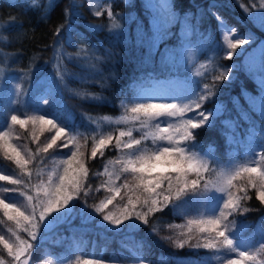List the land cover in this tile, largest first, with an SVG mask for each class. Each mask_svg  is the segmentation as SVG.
Segmentation results:
<instances>
[{"label": "trees", "instance_id": "trees-1", "mask_svg": "<svg viewBox=\"0 0 264 264\" xmlns=\"http://www.w3.org/2000/svg\"><path fill=\"white\" fill-rule=\"evenodd\" d=\"M170 2L166 13H172L168 23L163 24L146 0H107L105 9L111 4L114 21L106 11L96 17L88 6V0H55V7L52 6L53 0H0V77H3L0 90H4V103H14L17 83H22L27 93L21 96V104L36 105L38 97L47 95L49 104L43 107L49 118H53L51 113H56L57 122L76 135L73 144L79 145V152L83 153V157L78 153V159H82L88 170L87 178L82 179L84 190L80 193L81 199L73 201L76 206L73 217L49 218L36 241H30L28 233L16 229L14 222L0 210V235L14 240L15 237L8 232L11 227L24 240L35 245L27 264H88L95 260H103L105 264H136L138 256L149 264H216L217 257H222V252L216 253L212 249L187 245L181 249L166 239H175L181 232L187 233L189 227L194 234L191 243L195 244L200 239L203 234L198 233L197 226L188 224L200 213L202 206L199 204H185L179 210L169 206L149 213L151 227L139 221L136 222L137 227H131V221H124L117 228L103 221L91 208L84 215L79 212L84 199L89 205H98L111 195L107 191L108 184L119 185L128 175L123 174L119 179L113 176L110 180L105 173L106 168L113 172L119 167L114 163L119 152L114 142L117 130L132 128L137 138L153 131L151 123L154 121L143 127L139 121H121V117L126 115L121 101L129 97L131 83L138 76L169 78L177 73L185 76L190 86L196 81L211 84L210 75L214 69L224 71L231 68L229 77L216 82L212 89L214 95L203 105V108L213 106L218 109L215 126L209 130H198L197 147L193 150L202 153L211 150L209 159L214 158L220 168L227 170L236 162L246 164L245 154L254 155L257 144L264 143V117L256 109L261 86L249 71L246 61L258 57L264 71V28L244 11L242 5L249 6V0ZM71 4L78 6L74 21L65 18V10ZM13 17L15 23L10 24ZM68 23H72V27L62 29L57 36L56 29ZM112 23L120 27L111 28ZM91 25H100L102 29L89 32ZM221 27L235 29L231 33L232 39H250V43L236 49L237 54H233L230 60L225 58V43L220 42ZM58 52L64 57L61 70L68 73L63 82L56 75ZM96 57H103V60L97 62ZM197 69L203 73L202 76L194 75ZM15 107L17 115L25 118V109L21 105ZM10 114L7 109L0 110V122L8 121ZM27 114L44 113H34L29 107ZM43 128L41 131L40 126H34L31 121L24 127H12L13 138L21 154L29 160L25 174L31 173L32 183L37 182V173L39 180L46 183V168L52 166V161L67 156L72 148L71 143L67 148L54 146L47 153H38L37 147H43L55 133L54 129L49 130L50 125ZM33 131L35 140L32 139ZM109 134L113 136L112 142L93 158V138ZM67 139V134H62L58 145ZM150 141L151 137L147 143ZM32 154H35L34 158ZM0 172L14 178L21 175L19 167L7 159L2 149ZM129 181L132 182L131 177ZM234 183L240 185L238 180ZM0 186L16 187L7 181H0ZM255 191L249 188L251 199L241 201L250 211L234 213L228 220H235L230 231L236 232L238 241L259 254L264 263V249H260L264 242V205L256 198ZM3 195L9 203L27 204L17 193ZM126 203L125 190L121 189V195L105 211L119 215ZM152 228L156 232H152ZM0 260L4 264L12 261L2 244ZM21 260L25 257L22 256Z\"/></svg>", "mask_w": 264, "mask_h": 264}, {"label": "snow or ice", "instance_id": "snow-or-ice-1", "mask_svg": "<svg viewBox=\"0 0 264 264\" xmlns=\"http://www.w3.org/2000/svg\"><path fill=\"white\" fill-rule=\"evenodd\" d=\"M52 6L55 7V0H53ZM260 6L264 8V0H260ZM242 7L245 12L251 14V8H254L255 4L251 7L247 5H242ZM77 8L78 6L75 4L69 5L65 10V18L74 21L77 17ZM105 11L108 17L114 21L111 4L103 11H95L94 15L100 17L104 15ZM253 18L264 28V11L258 12ZM13 23H15L14 17L10 20V24ZM220 23L224 24V21L220 20ZM20 27L23 26L20 25ZM71 27L72 23L61 25L56 29L55 34L59 36L62 29ZM119 27L120 25L117 23L112 25V28ZM97 29H102V26L91 25L87 31L94 32ZM234 31L235 29H229L223 37L226 46L225 58L229 60L233 54H237V48L250 43V39H232L230 33ZM84 51L87 52V49ZM107 55L111 56V53L107 52ZM56 59V75L63 82L65 76L68 75L66 70H61L64 57L58 52ZM101 60L103 57H96L97 62ZM200 67H204V65ZM20 71L23 74V70ZM231 71V68L224 71L214 69L210 75L211 84L196 81L194 85H190L180 94L175 93L171 82L162 84L157 81L151 93L144 90L143 86H138L134 103L128 105L121 101L126 113L121 117V121H139L142 127L148 126L150 122L154 121L155 123H151L153 131L137 138L133 135L132 128L117 130L115 147L124 155L118 157L114 162L119 166L117 171L109 172L106 168L105 173L110 180L113 176L119 179L123 174L128 175L119 185L109 183L107 191L111 195L98 205H89L84 199L79 210L80 215H84L86 210L91 208L92 212L99 214L103 221L117 228L124 221H131V227H137V221L151 227L149 213L162 211L169 206L179 210L185 204H199L208 214L202 215L198 220H190L188 224L197 226L198 233L203 234L200 239L195 244L191 243L194 239L191 227L188 228L187 233L181 232L175 239L172 237L166 239L181 249L187 245L191 248H205L215 250L216 253L222 252L224 256L217 257L222 260V264H257L255 255L247 250V246L241 250L236 232L229 230L230 225H235V220H228V217L241 211H250L241 204V201L251 199L248 194L249 188L256 190V198L264 205V143L261 144V150L255 153L259 157L258 159H253L249 164H237L229 171L220 168L214 158L209 159L211 150L207 153L193 150L197 147L198 130L202 128L209 130L215 126L216 114L205 110L203 105L214 95L212 89L216 86V82L228 78ZM217 72L219 74H216ZM194 75L202 76L203 73L197 69ZM29 79L31 78L29 77ZM26 95L23 84L17 83L14 92L16 99L12 105H8L4 103L6 99L4 90H0V110L7 109L11 113L10 123L7 119L0 122V149L4 151L7 159L14 161L21 170V175L15 178L0 172V181H7L16 186L0 188V210L9 221L14 222L16 229L28 233L30 241H36L40 229L47 226L49 218L73 217L76 212L73 201L81 199L80 193L84 190L82 179L87 178L88 170L84 167L82 159H78V153L79 157H83V153L79 152V145H76V150H70L68 159L62 162L64 164L62 174L53 173L49 175L47 183H44L39 180V173H37V182L32 183L31 173L25 174V166L29 160L21 154L20 148L9 143L12 127L14 125L24 127L31 121L34 126L39 125L40 130L43 131L44 125H50L49 130L54 129L55 133L43 147H37L38 153H47L54 146L67 148L76 140V135L68 131L64 124L57 122L56 113H51L53 118H49V113L43 107L49 104L47 95L38 97L39 102L33 106H29L26 102L21 104V96ZM90 98L98 99L97 97ZM15 105H21L25 109V118L15 114L18 111ZM29 107L34 113L43 112L44 114L28 115ZM189 113L193 115H188ZM261 116L264 117V109L261 111ZM62 134H67L68 139L58 145L57 142L61 140ZM149 137L152 140L151 147L147 143ZM32 139H36L35 131L32 133ZM112 140L111 134L94 139L91 156L95 158L97 152L110 144ZM101 155H103L102 151ZM32 156L34 158L35 154ZM74 162L79 165L78 168L73 167ZM158 167L164 168L165 171H155ZM129 177H131V183ZM238 178L240 185L234 183ZM121 189L125 190L127 196V203L123 206V210L119 215H114L110 211L106 212L105 209L108 205L121 195ZM217 192L220 193L219 196L215 194ZM7 193H17L24 197L27 204L18 206L17 203H9L3 195ZM138 206L139 210H137ZM22 208L24 210H21ZM88 215L91 216L92 213H88ZM151 230L156 232L155 228ZM8 232L12 233L15 239H6L4 235H0V244L12 257L9 264H27V258L32 255L31 250L35 245L24 240L18 231H14L11 227L8 228ZM260 249H264V242L260 244ZM232 253L236 254L234 258ZM22 256L25 257V260H21ZM0 264H4V261L0 260ZM88 264H105V262L95 260ZM136 264H149V262L138 256Z\"/></svg>", "mask_w": 264, "mask_h": 264}, {"label": "rangeland", "instance_id": "rangeland-1", "mask_svg": "<svg viewBox=\"0 0 264 264\" xmlns=\"http://www.w3.org/2000/svg\"><path fill=\"white\" fill-rule=\"evenodd\" d=\"M106 2L107 0H88V6L89 8L93 11V13L97 10H102L106 8ZM149 8L152 10V12L156 15L157 19L160 20L161 22H163V24H167V20L170 17L171 13L168 12V14L166 13L168 11V8L171 6V2L170 0H146ZM255 4L254 8H251V14H249L252 18L254 17L255 14H257L260 11H264V8H261L260 6V0H249V6L251 7V5ZM254 19V18H253ZM255 20V19H254ZM256 23H258L257 20H255ZM259 24V23H258ZM113 23L111 24V28H112ZM260 25V24H259ZM225 32H228V30L224 27H221V41L220 42H224V34ZM231 36V33H230ZM220 42H218V44H220ZM225 46V44H224ZM246 61L248 62L249 65V71L251 72V74L253 75V77L259 82L260 86H261V91L258 95V102H257V106L256 109L261 112L263 108V106L261 105L260 101L264 104V84H262V81H264V71H263V67L260 64V61L258 59V57H254L251 59H246ZM160 82L162 84H166L168 82H171V86L173 87L174 91L176 94H180L181 92H183L184 90H186L187 88H189V83L187 85V81L185 79V76L181 75V74H173L171 77L169 78H165V77H154L152 75H145V76H138L137 78L134 79V81L131 83V87H130V95L128 98H123V101L128 104L131 105L132 103L135 102L134 100V96L136 94V91L138 90V86H143L144 90L148 91L149 93H151L154 88H155V84L156 82ZM124 107V106H123ZM207 111H211L215 114H217L218 109H214L213 106H208L206 108H204ZM17 114V113H15ZM188 115H193L192 113H189ZM8 123H10V119L8 120ZM90 131L91 128H90ZM100 137L95 136L94 139H98ZM122 139H126V138H122ZM256 141V140H255ZM115 142V139H114ZM9 143H11L12 145L18 147V145L16 144L15 139L13 138V133H11L10 138H9ZM261 144L262 143H258L257 147H255V153L259 152L261 150ZM108 145V144H107ZM149 147L152 146V140L150 141V144H148ZM19 148V147H18ZM106 148V146L104 147V149ZM70 150H76V145L72 143V148H70ZM124 155L123 152H121L119 150V152L117 151L116 153V159L118 157H122ZM68 156H62L59 159H56L55 161H52L50 164L52 165L50 167V165L46 168L45 170V174H47V180L46 183L48 181L49 175L55 173L56 175L62 174L63 172V168H64V164L62 163L63 161L68 159ZM245 158L247 160L246 164L251 163V161L253 159H258L259 157L256 156L255 154H245ZM239 161V160H237ZM241 162H236L233 163L227 170L225 171H229L231 170L232 167H234L235 165L239 164ZM74 168H78V166L75 164H73ZM155 171L159 172V171H165L164 168H160L158 167ZM53 179H55V176H53ZM238 181H240V179L238 178ZM1 188V186H0ZM217 196L220 195V193H215ZM208 213L205 211L204 207L201 208L200 213H198L197 216L192 217V220H198L201 218L202 215H207ZM196 218V219H195ZM49 221V220H48ZM47 221V223H48ZM233 229L231 227V225L229 226V230ZM240 242V247L241 250L245 249V244ZM250 253H252L253 255H255L257 264H264L263 262H261V258L259 257L260 255H256V253L253 250H249L247 249ZM259 253V252H258ZM232 257L234 258L236 256L235 253L231 254ZM224 256V253L222 254V257ZM216 264H222V260L221 259H217L216 260Z\"/></svg>", "mask_w": 264, "mask_h": 264}]
</instances>
